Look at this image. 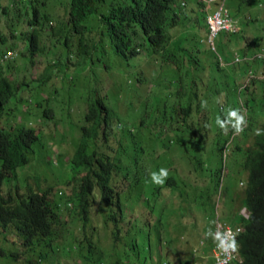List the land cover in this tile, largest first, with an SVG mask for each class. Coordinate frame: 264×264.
Returning <instances> with one entry per match:
<instances>
[{
  "label": "rangeland",
  "instance_id": "obj_1",
  "mask_svg": "<svg viewBox=\"0 0 264 264\" xmlns=\"http://www.w3.org/2000/svg\"><path fill=\"white\" fill-rule=\"evenodd\" d=\"M4 1L0 0V7L7 6L8 11L2 13L0 9L1 27L5 25L4 20L9 22L16 21L20 17V11L27 4V0L20 4L12 3L16 6L10 4L11 0H6L8 1L6 4H4ZM189 1L192 2V0ZM123 2V0H106L100 6L97 16L100 17V14L106 13L111 4L124 5ZM227 5L232 13L237 16V25L241 31L230 34L232 36L226 35L228 33H223L222 35H225V37L221 39L220 35L217 38V45L219 46L218 41L221 40L224 46L223 50L221 51L219 48L218 52L222 56L223 62L232 63L222 66V71H216L213 67L214 62H207L208 58H211V51L206 41V31L201 33L195 41L191 42L196 47L195 52L191 54H197L200 61L205 66L207 65L206 74L205 71L201 73L206 78L205 88L223 89L220 94L214 95V97L211 96L210 100H205L198 96L199 92L203 91L199 81L197 82L193 75L194 71H190L192 73L188 74V68L181 66L174 74H165L170 67L163 61L161 54L160 57L156 54L150 55L144 46L137 48L138 54L133 59L128 58L124 55L123 48L121 47L120 50L117 44L111 41L107 32V47L101 48L103 58L118 60L122 68H115L117 71L115 69L111 71L113 79L105 77L107 83L103 87V95L101 88H98L101 80H96L94 75L90 76L91 81H83L84 78L82 80L78 72H70L65 75L60 73L61 68L58 73L60 81L54 86L53 93L51 91H43L44 88L38 90L37 88L35 90L30 89L28 92L26 88L19 87L20 92H23L24 99L20 100L21 103L17 101L19 99L10 101L9 109H4V115L0 114V128L11 129L24 125L39 131L40 140L37 142V146L33 147H36V149L35 153L30 156V166L18 169L16 175L17 178L26 181L25 191L30 190L42 193V190H49L48 197L52 201L51 209L53 211L58 209L55 203L59 202V220L61 223L55 229L56 238L51 243V247L44 248V242H40L39 244H34L32 247L33 251H29L28 248L23 246L22 239L12 228L8 227L5 230L0 228V264H29L30 260L38 259L39 253L47 255L42 264H94L91 260L80 257L77 253L68 255L62 253V247L65 243L68 242L65 246L67 250H71L75 246V243L69 240L70 237L73 238L76 234L74 227L77 228L79 233V236L75 237V239L82 240L81 236L84 233V236L93 242L97 255L106 257L111 254L115 258V252L119 250V243L115 245L116 249H113L112 243L108 239L111 238L110 229L112 222L106 221L108 212L100 213L98 211V208L102 205L99 190H95L96 201L92 205L90 222L83 229L82 220L78 217L75 211V204L73 203L79 182L74 181L67 188L54 182V176L57 175L61 182H65L71 177L72 171L69 166V160L77 147L76 145L82 139V126L87 125L83 119L86 103L101 98V95L102 97H107L104 100V104L117 114L121 130H129L132 123L135 126H139V118L143 117L146 118L145 124L140 126L138 133L144 134L145 137L163 135L160 137L161 144L156 152L153 151L154 144L149 141L148 150L145 149L147 161L154 169H167L168 176H174L178 184L177 191L167 190L168 186L161 188L163 192L167 190L165 193L171 195L176 201L162 195L160 191L155 192L156 184L149 183L147 185V194L154 191L153 194L149 195L152 198L153 212L155 214L151 216L144 202V196L135 204L139 195L138 190L125 194L130 203L135 204L132 207H125V228H130L133 224H137L140 227L145 224L154 226L158 219L165 226L170 217L172 219L169 221L167 230L174 239L170 242L167 240V231H165L164 226H160L162 237L159 246L156 228L152 230V234L148 228L146 238L143 237L142 231L140 234L135 232L129 238L131 240L130 251L132 252L127 251L126 254L133 258L141 256L143 259L148 256L147 250L151 247L156 254H152V259L155 258L154 260L149 259L148 264H165L168 262L166 256H168L171 264H180L178 260L186 264H212V260L209 257L211 253L209 251H206L208 253L201 252L199 244L200 242H204V245L208 244L205 239V233L209 229L212 231L214 219L217 216L225 223H232L238 218L239 210L241 215V210L243 209L241 199L246 188L247 179V174L242 171L241 167L244 157L243 152L254 146L255 131L264 125V0H228ZM239 8L243 9L244 14L241 13ZM21 15L27 20L26 15ZM61 15L59 14L60 19L64 22L63 28L65 31L61 32L58 28L59 23L53 22V24L50 23L54 27L53 34L55 36L57 34L63 36L64 33H67L73 39L76 34L66 29V20ZM91 21L100 23L98 20ZM25 26L27 31H31V25L26 23ZM257 33L261 38L254 42L252 35ZM94 36H91L92 42L95 41ZM51 38V36L44 38L42 35L40 40L48 42ZM135 39L136 41L142 40L140 34L136 35ZM51 43L50 51L53 50L52 47L59 46L55 38L51 40ZM62 44H64V41ZM12 51L15 53L14 50ZM44 51L46 52V50ZM26 56L27 60H29L30 54ZM253 56L255 59L250 60ZM35 57L36 60H39V52L35 54ZM55 57L57 55L55 56L52 53L50 60L54 61ZM237 58L239 60H236ZM134 59L137 64L135 63L134 67H132ZM161 62L163 63L162 72H164L161 78L164 82L160 83V85L158 84L157 88H152L153 94L148 98L147 102L141 105L137 99H128L125 95V90L128 91L130 89V83L136 84L133 74L135 76L136 74L141 75V77L143 76L149 81L147 85L137 83L138 91L131 93L133 97H136L138 92H142L148 86H151L152 75L159 68V63ZM103 69L100 64L95 68L99 72ZM184 74H188L190 79H183ZM220 74L224 75L222 82L218 79ZM7 76L15 79L19 75L17 72H12L8 73ZM38 77V68L31 66L25 79L27 81L30 79L38 80ZM166 78L168 79L167 82L165 81ZM193 81H196L197 84ZM18 84L15 83V85ZM194 93H197V96ZM47 98L50 101L43 102ZM247 100L250 102V108L245 106ZM202 101H206V107H201ZM41 103L44 106L38 108ZM144 107L148 108V114H142ZM230 108L238 109L240 114L246 118L247 123L244 130L232 138L225 151V145L231 139V131L222 132L215 121L217 116L223 119ZM45 109L52 110L51 117H43ZM249 110H252V113ZM117 111L122 114L126 113L120 116ZM184 115L188 117L186 122L189 123L187 124L180 121ZM59 120L62 121L60 124ZM63 122L65 123L63 124ZM198 123L203 126L202 132L204 133L205 141H207L205 145H202L205 149L201 154L199 150L192 148L190 141H188V137L193 133L196 136L195 140L198 143L200 142L201 134ZM206 125H210L209 128L212 130ZM61 131L65 135L63 141L57 135V132ZM131 131L137 132V130ZM179 133L183 134V144H179L177 141ZM141 137L138 135V141L141 140ZM204 137L202 141H204ZM192 142H194V139ZM237 146L241 151L236 149ZM194 151L198 158H201V156L204 158L201 168H196L194 158L192 164L191 158L194 155ZM127 153L134 160H138L144 154L140 150L135 149V145L132 142H130V148ZM48 159H53L54 163V165L50 164V169H47L44 164ZM148 163L144 162L147 170H149ZM123 168L128 178H124L122 174H114L113 181L115 190L121 191L120 194L130 188L137 173L135 165L125 163ZM221 168V181L222 179L224 181L222 188H219L217 179L212 176ZM45 169L48 171H45ZM83 174L84 172L81 171L77 178H80ZM143 174L140 173L139 175ZM34 175H40L43 178L40 179L39 183H36L31 179ZM194 181H199L200 183ZM24 184V181L17 182L14 180V185L20 187V190H18L20 194H23L21 192L24 191ZM57 191H60V193H56ZM67 196L69 197V202L65 208L66 202L63 199ZM60 197L64 198L60 200ZM185 198L186 201L181 203L180 200ZM199 207L202 210L198 209ZM136 241L138 248L132 249V244L133 242L136 243ZM81 244L82 251L79 252L82 255H88L84 239ZM189 249L193 255L190 257L188 254L182 258L181 256L187 254ZM205 250H208V248H205ZM159 251H161L163 257L158 256ZM180 253L182 255L177 257ZM125 259L128 258L125 257ZM102 263L108 264V260L104 259Z\"/></svg>",
  "mask_w": 264,
  "mask_h": 264
},
{
  "label": "trees",
  "instance_id": "obj_2",
  "mask_svg": "<svg viewBox=\"0 0 264 264\" xmlns=\"http://www.w3.org/2000/svg\"><path fill=\"white\" fill-rule=\"evenodd\" d=\"M94 1L70 0V9L61 15L66 20V29L76 34L73 39H71L69 34L64 33L63 36L57 34L48 42L39 40V32L44 38H47L54 31V28L48 25L50 20L59 23L58 28L61 32L65 31L63 28L64 22L60 19V16L53 18L55 0H27L26 6L20 11V17L16 21L9 22L4 20L5 25L3 27L0 26V114L4 115V109H9L8 105L11 100L19 99L17 101L21 103L24 99L23 92H20L19 88L21 86L24 89L26 88L28 92L30 89L35 90L37 88L38 90L44 88L43 91H51L53 93L54 86L60 81L58 76L60 68V73L65 75L70 72H78L81 79L83 80L84 78L83 81H91L90 76L94 75L96 80H101L98 88H101L103 95V87L107 83L105 77L113 79L111 71L115 68H122L118 60L103 58L101 48L107 47L106 29L113 39L120 40L123 44L125 47L123 49L124 54H136L137 47L145 45L150 55L156 54L160 57L161 54L163 61L167 64H170L169 62L172 64V67L165 74H174L181 66L188 68V74L192 73L190 71H194L193 75L196 81H199L203 91L199 92L198 96L205 100H210L211 96L214 97V95L223 91L222 88H205L206 78L201 73L205 71L206 74L207 65L205 66L200 61L197 54H190V51L184 46L185 41H180L181 47L175 44L171 49L166 44L168 37L166 33V13L171 9V0H130L129 5L112 8L103 16V28L100 23L98 24L88 19L93 12L90 5ZM7 2L5 0L4 4ZM22 2L23 0H13L14 4ZM0 9L2 13L8 11L7 6H1ZM21 14L26 15L27 20ZM26 23L31 26L39 25V27L27 31L25 28ZM137 27L140 28V37L142 38L139 41L134 39V36L139 35ZM93 35H95L94 42L91 39ZM223 37L225 35H221L220 38L222 39ZM54 38L58 41L59 46L52 47L53 50L50 51L51 40ZM63 41L64 44H62ZM218 43V48L222 51L224 44L221 40ZM12 50L16 52L13 58L2 59L4 53ZM37 52H39V60H36L35 57ZM52 53L55 56L57 55L54 61L50 60ZM210 53L211 58H208L207 62H214L213 67L215 70L222 71L223 67L218 61V55L213 50ZM27 54H30L29 60L26 58ZM135 63L137 64V61L134 59L132 67H134ZM98 64L104 68L100 71L101 75L99 71L95 70ZM31 66L38 68V80L30 79L27 81L25 79ZM162 66L163 63H159V68L153 73L151 86H148L142 92H138L136 97H133L131 93L138 91L137 83L147 85L149 81L143 76L141 77V75L136 74L135 76L133 74L136 84L130 83V89L128 91L125 90L126 97L133 100L137 99L141 105H144L153 94L152 88H157L158 84L160 85V83L164 82L161 78L164 74ZM12 72H17L19 76L15 79L7 76L8 73ZM188 74H184L183 79H190ZM223 77L224 75L220 74L218 79L222 82ZM165 81L167 82L168 79L166 78ZM196 81L193 82L197 84ZM15 83L19 84L15 85ZM102 95L101 98L86 103L83 119L87 125L82 126V139L76 145L77 147L69 160V166L72 171L71 177L67 181L61 182L57 174V176H54V182L65 188L69 187L70 183L74 181L79 182L73 203L75 204V211L78 217L82 220L84 229L90 222L91 201L93 204L94 192L97 188L102 193V202H106L107 209H103V206H100L99 212L102 213V211L112 209L110 205H113L114 202L111 198L109 183L114 174H122L124 178H128L123 168L125 163L135 165L138 170V183H140V180L146 182L150 178V173L158 170L148 163L145 149L148 150L150 141L154 144L153 151L156 152L159 144H161L160 137L163 136L158 134L159 136L156 135L155 137H145L144 134L138 133L140 126L145 124L146 118L143 117L139 118V126H135L131 121L132 124L129 130H121L117 114L104 104V100L107 97H102ZM194 95L197 96V93H194ZM46 101H50V99H44L43 102ZM249 104L250 102L247 100L245 106L250 108ZM43 106L44 104L41 103L38 108ZM147 110L148 108L144 107L142 114H148ZM249 112L252 113V110H249ZM125 113L118 112L120 116L125 115ZM51 115L52 110L45 109L43 111L44 118H49ZM60 122L62 121L59 120V124ZM260 129L264 130V125ZM131 130H137V132ZM138 134L142 136L140 141H138ZM57 135L59 139L64 140L65 135L62 131L57 132ZM182 137L183 134L179 133L177 139L179 144H183ZM195 137V134L192 133L188 137V141H190L192 148L199 150L201 154L205 149L202 145H205L207 141H205L204 135H200L199 143L195 140ZM203 137L204 141H202ZM193 139L194 142H192ZM36 140L37 137L32 130L19 129L11 132L0 128V223H4V225L11 224L18 231L34 229L42 236H50L53 233L50 222L58 221V211L51 209L50 203L52 201L48 197L49 190H42V193L27 191L20 195L18 192L20 187L14 185V180L17 182L24 181V186L26 187L27 185L25 180L17 178L16 172L17 169L30 166L31 146ZM130 142L135 145V149L144 153L138 160L132 159L127 153L130 148ZM254 142V146L246 152L241 163L242 171L247 174L246 188L241 203L251 212L250 220L245 222L246 233L243 234L239 241L243 258V263L241 264H264V133L255 135ZM193 158L196 161V168H201L204 158L202 156L198 158L195 151L191 158L192 164ZM144 162L148 163L149 170L146 169ZM44 164L47 169H50V161H45ZM47 169L45 171H48ZM81 171L85 175L77 178ZM140 173H144L141 178ZM44 177L46 178L45 174ZM41 178L43 176L40 175L31 177L36 183H39ZM133 186L137 187L136 179L133 181ZM63 201L67 204L69 197L67 196ZM106 217L113 221L114 212L110 211ZM237 219L239 220L235 223L242 222L244 218L240 216ZM235 264L240 263L236 262Z\"/></svg>",
  "mask_w": 264,
  "mask_h": 264
},
{
  "label": "clouds",
  "instance_id": "obj_3",
  "mask_svg": "<svg viewBox=\"0 0 264 264\" xmlns=\"http://www.w3.org/2000/svg\"><path fill=\"white\" fill-rule=\"evenodd\" d=\"M123 1H124L123 2L124 5L115 4V3L111 4V7L109 8V10L104 14H100V17H98L97 14H99V8L104 2H106V0H95L90 5L93 12L91 15H89L88 19L98 20L102 26L103 16L106 15L112 8L119 7V6H127L130 4V0H123ZM227 1L228 0H195V1L192 0V2H190L189 0H171V9L169 11H167V13H166V15H167L166 33L168 36L166 44L168 46H170L169 48L171 49L172 46H174L175 44H177L178 47H181L180 41H185L184 46L190 51V54L194 53L196 47H194V45L191 44V42L195 41L201 33L206 31V41L208 43L209 49L211 51L213 50L218 55V61H219L220 65L225 66V65L231 64L232 62H223V58L218 52L219 48L217 45V38L220 35H222L223 33H228L226 35H230L232 32L237 33V32L241 31L237 25L238 24L237 16H235L232 13V11L230 10V8L227 5ZM12 3H13V0H11L10 4H12ZM54 3H55V8H54L55 12L53 13V15H54L53 18L58 17L59 14H63L66 10L70 9V4H71L70 0H56ZM13 6H16V5H13ZM239 10L241 11V13L244 14L242 8H239ZM218 12H220V14L224 17H230L231 18V23L233 24V27L231 29H227L224 27L219 28V29L212 28V22L210 21V18H212ZM53 22L56 23V21H54V20L48 21V25L53 27L52 25H50V23L53 24ZM38 27H39V25H33L32 29H35V28L37 29ZM102 28H103V26H102ZM137 30L140 34V28L139 27H137ZM105 31L107 32V35L111 39V41L113 43H116L120 50H121V47L123 49L125 48L123 46V44L120 42V40L113 39L111 37V35L109 34V31L107 29ZM53 32L51 34L52 38L55 37ZM41 36L42 35L39 32V40H40ZM252 38H253L254 42H256L257 40H259L261 38V36L257 33V34H253ZM134 39H135V36H134ZM144 47L146 48V50H148L146 45ZM136 51H137V49H136ZM136 54H138V51ZM136 54H133V55L124 54V55L127 56L128 58L133 59L134 55H136ZM15 55H16V52L14 53L13 51H7L6 53H4L2 55L3 56L2 59L13 58ZM254 59H255L254 56L250 58V60H254ZM236 60H239V59L237 58ZM257 62L259 63V61H257ZM169 63L170 64H168V67L171 68L172 64H171V62H169ZM168 67H167V69H168ZM206 106H207L206 101H202L201 107H206ZM11 111H13V109H11ZM187 119H188L187 115H184L180 121L182 123L187 124V123H189V122H186ZM215 123L222 132L227 133V132L231 131V133H230L231 139L225 145V151H226V149H227L228 145L230 144L232 138L236 134L241 133L244 130V127L246 126L247 121H246V118L240 114L238 109H231L230 108L228 110L226 116L223 119H221L219 116H217ZM198 126H199V130H200V134L203 136L204 135V133L202 132L203 126L199 123H198ZM206 126L208 128L210 127V125H206ZM4 129H6V131L10 130L11 132L19 130V129H28V130L34 131L35 135L37 137V140L31 146V148H32L31 154L35 153L36 147L35 148H33V147L37 146V142L40 140V136L38 133L39 131H36L32 128H28L24 125L21 127H13L11 129H7L5 127ZM209 129L212 130L211 128H209ZM152 131H154V130H152ZM262 133H264V130H261V129L256 130V135H261ZM138 135H140V134H138ZM252 147H249L247 149V151H245V152L242 151L244 153V156H245L246 152H248L250 149H252ZM236 149L238 151H241V149L238 146ZM87 152L89 153V151H87ZM48 161H50L51 164L54 165L53 159H48ZM136 171H137V173L134 177V180L135 179L137 180V187L135 188L133 186V182H132L130 188L126 192H124L123 194H120L121 191L115 190V188L113 186L114 177L111 178L109 186L111 188V190H110L111 198H112L114 203H113V205H110L112 207V209H110L109 211H102V213L108 212V214L110 211L114 212V217H112L114 220L113 221L109 220L108 217H106V221L112 222L111 223L112 226L110 229L111 238H108V239L111 241L113 249H116L115 245L117 243H119V250H116L115 258H113L111 256V254L106 256V257L97 255L96 248H95L93 242H91L88 238H86L84 236V233H82L81 237L86 242V247H87L86 249H87L88 255H82L79 251H82L81 242L83 241V239L80 241L75 239V237L79 236L78 230L75 227H74V229L76 230V234L73 238L70 237V239H69L72 243H75V246L71 250H67V249H65V246L68 244V242L65 243L62 247V253L63 254L68 255L70 253H77L80 257L87 258V259L91 260L94 264H103L102 262L104 259L108 260V264H148L149 259L154 260L155 257L152 259V254H156V253L153 252L151 247H149L148 250L146 248V250L148 252V256H145L143 259L141 256H137V257L133 258V257L127 255L126 252L130 251V241L131 240L129 238L132 237L135 232L140 234L141 231L144 234L143 237L146 238V235H148L146 233L147 229L149 228L150 229L149 232H151V234H152V230L154 228H156L157 229V236H158L157 241H158V246H159L160 240L162 237V235L160 233V231H161L160 226H164L163 223L160 221V219L157 218L158 222L154 226H150V225L145 224L143 227H140L137 224H133L130 228H125V225H124V218H125V213H126L125 207L126 206L132 207L133 205L137 204L138 201H140L142 196H144V202L149 209L150 216L155 215L153 212L152 198L149 197V195L153 194L154 191H151L149 194H147V189H146L147 185L149 183L156 184L157 186L155 187V192L160 191L162 195H164L166 197H170L173 200H175L171 195H167L165 192L168 189H172L173 191H177L176 189H177L178 184L176 183L174 176H168V170L165 168H160L157 171L151 172L150 178L146 182H143L142 180H140V183H138V176H137L138 170L136 169ZM221 171H222V168L219 171H217L214 174V176H212V177L217 179V186L219 188H222V183L224 181V179H222V181H221ZM84 175L85 174H83L82 176H84ZM140 178H141V176H140ZM219 179H220V183H219ZM194 182H199V181H194ZM164 186H168V188H167V190H165L163 192L161 190V188H163ZM25 189H26V187L24 188V191L21 193L30 191V190L25 191ZM97 189L100 192L99 195H100V199H101L100 202L102 203L101 206H103V209H106V204H105L106 202H104V201L102 202V197H101L102 193H101L99 188H97ZM133 190L134 191L138 190V194H139L135 204L130 203V201L125 197L126 193L132 192ZM35 193H38V192H35ZM56 193H60V191H57ZM243 193H244V191H243ZM60 200H62V197H60ZM178 200H180V199H178ZM95 201L96 200H95V192H94V203H95ZM185 201H186V198L184 200H180L181 203H184ZM93 204L91 201V206H90L91 209H92ZM55 206L58 207V209L56 210V211H58V221L50 222V225H51V228L53 231L52 235H50V236H42L39 233H37L34 229H26L23 231H18L11 224L4 225V223L3 224L0 223V228H2L4 230L8 227L12 228L16 232V234L22 239L23 246L28 248L29 251H33L32 247L34 246V244H39L40 242H44V244H45L44 248H47L49 246L51 247V243L56 238L55 229L61 223V221L59 220V216H60L59 202L55 203ZM67 206H68V204H65L64 207L66 208ZM241 206L243 207V209L241 210V215H240V210H239V216L238 217L243 216L244 219L242 222L235 223L237 220H239V219H236L232 223H225L217 216L214 219L212 231H211V229H209L205 233V237H206L205 239L207 240L208 244L204 245V242H200V244L198 243L200 248H201V252L208 253L206 251H209V253H211V256H209V257L211 258L213 264H235L236 262H238L240 264L243 263V258L241 256L239 241L242 238L243 234L246 233L247 228L245 227L246 226L245 222L250 220L251 212L242 203H241ZM113 209H115V210H113ZM198 209L202 210L201 207H199ZM171 219L172 218L169 217V221ZM169 221H168V223L166 222L164 228H165V231H167L166 238L170 242V241H173L174 239L171 237V235L169 234V231L167 230V228L169 226ZM82 228L84 229L83 223H82ZM137 248H138L137 241H136V243L133 242L132 249H137ZM205 248H208V250H205ZM130 252H132V251H130ZM188 254L190 257L193 255L192 252L190 251V249H189V252L187 254H185L184 256H181V257L184 258ZM180 255H182V253H180L177 257H179ZM38 256L39 257L37 260H30L29 264H42V262L47 257V255H45L43 253H39ZM158 256L163 257V254L161 253V251H159ZM125 257L128 259H125ZM166 257L168 259V262L165 264H171L168 256H166ZM178 263L186 264L185 262H180V260H178Z\"/></svg>",
  "mask_w": 264,
  "mask_h": 264
},
{
  "label": "built area",
  "instance_id": "obj_4",
  "mask_svg": "<svg viewBox=\"0 0 264 264\" xmlns=\"http://www.w3.org/2000/svg\"><path fill=\"white\" fill-rule=\"evenodd\" d=\"M212 22V28L219 29V28H227L231 29L233 24L231 23L230 17H224L220 14V12L216 13L212 18H210Z\"/></svg>",
  "mask_w": 264,
  "mask_h": 264
}]
</instances>
